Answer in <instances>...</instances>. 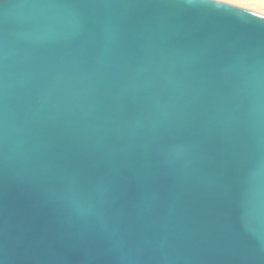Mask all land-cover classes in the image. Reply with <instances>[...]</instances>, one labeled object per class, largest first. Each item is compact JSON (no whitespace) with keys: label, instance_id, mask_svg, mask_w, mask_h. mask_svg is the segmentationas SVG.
<instances>
[{"label":"water","instance_id":"1","mask_svg":"<svg viewBox=\"0 0 264 264\" xmlns=\"http://www.w3.org/2000/svg\"><path fill=\"white\" fill-rule=\"evenodd\" d=\"M0 264H264V16L0 0Z\"/></svg>","mask_w":264,"mask_h":264},{"label":"bare ground","instance_id":"2","mask_svg":"<svg viewBox=\"0 0 264 264\" xmlns=\"http://www.w3.org/2000/svg\"><path fill=\"white\" fill-rule=\"evenodd\" d=\"M225 1V0H223ZM249 1H254L255 3H260L262 5H264V0H245L244 2L239 0V2H236L234 4H237V5H241V6H244L250 10H258V12L260 14H262L264 16V8H262L263 6H260L259 4H255V3H249Z\"/></svg>","mask_w":264,"mask_h":264},{"label":"rangeland","instance_id":"3","mask_svg":"<svg viewBox=\"0 0 264 264\" xmlns=\"http://www.w3.org/2000/svg\"><path fill=\"white\" fill-rule=\"evenodd\" d=\"M241 1L244 2L245 0H241ZM249 3H255V2H254V1H249ZM256 3H257V2H256ZM256 3H255V4H256ZM257 4H259L260 6H263L262 8H264V5H262V4H260V3H257ZM252 11H255V12L259 13L258 10H257V11H256V10H252ZM259 14H260V13H259ZM261 15H262V14H261Z\"/></svg>","mask_w":264,"mask_h":264},{"label":"snow or ice","instance_id":"4","mask_svg":"<svg viewBox=\"0 0 264 264\" xmlns=\"http://www.w3.org/2000/svg\"><path fill=\"white\" fill-rule=\"evenodd\" d=\"M225 2H228V3H236V2H239V0H225Z\"/></svg>","mask_w":264,"mask_h":264}]
</instances>
